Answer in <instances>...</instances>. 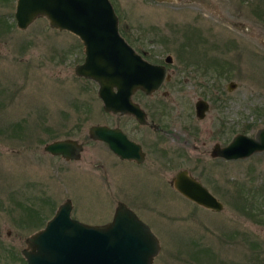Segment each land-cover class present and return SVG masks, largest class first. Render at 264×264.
Masks as SVG:
<instances>
[{
  "label": "rangeland",
  "instance_id": "rangeland-1",
  "mask_svg": "<svg viewBox=\"0 0 264 264\" xmlns=\"http://www.w3.org/2000/svg\"><path fill=\"white\" fill-rule=\"evenodd\" d=\"M109 1L134 47L144 44L151 59L172 56L170 79L149 97H132L162 127L164 179L186 169L223 207L212 211L177 191H151L159 185L132 168L118 173L126 190L115 191L120 184L104 145L88 143L77 161L47 154L43 145L55 138L84 139L91 125L118 119L102 111L94 82L73 72L82 61L79 40L42 16L17 28L15 0H0V262L25 264L11 260V249L26 248L25 239L69 199L70 216L91 225L109 222L117 201L133 208L158 241L152 264H264V150L229 161L206 154L214 143L252 137L264 126V0ZM189 13L194 41L211 42V35L215 46L205 55L214 67L202 74L192 61L183 76L194 71L196 78L180 84L173 50L177 26L191 25ZM227 83L234 84L230 91ZM197 98L209 104L201 120L194 116Z\"/></svg>",
  "mask_w": 264,
  "mask_h": 264
},
{
  "label": "water",
  "instance_id": "water-1",
  "mask_svg": "<svg viewBox=\"0 0 264 264\" xmlns=\"http://www.w3.org/2000/svg\"><path fill=\"white\" fill-rule=\"evenodd\" d=\"M170 1V0H157ZM44 17L51 28L76 35L83 46L82 62L74 74L97 83L102 107L111 112H133L130 101L136 88L150 93L161 83L164 69L142 60L120 36L117 16L109 0H15L13 18L24 29L36 17ZM234 86L229 83L230 89ZM111 130L91 125L88 134L103 139L114 149ZM44 150L77 159L80 145L75 140L47 143ZM264 150V126L252 137L236 134L216 155L226 159L245 158ZM70 152V153H69ZM125 156V155H124ZM183 176V185L178 179ZM177 192L192 202L213 211L222 203L196 181L179 171ZM71 203L66 199L54 211L44 227L25 239L22 250L25 264H152L159 249L149 227L123 203H118L109 222L91 225L70 216ZM264 239V230L262 232Z\"/></svg>",
  "mask_w": 264,
  "mask_h": 264
},
{
  "label": "flooded vegetation",
  "instance_id": "flooded-vegetation-1",
  "mask_svg": "<svg viewBox=\"0 0 264 264\" xmlns=\"http://www.w3.org/2000/svg\"><path fill=\"white\" fill-rule=\"evenodd\" d=\"M155 1L158 3H167L168 2V1H157V0H155ZM189 15H190V17L188 18V20H190L191 25H187L185 27V26H183V21H182V23H180L177 26L179 39L177 40L178 43H176L174 50H173V54H174L173 56L176 59V68H177V71L180 72V75H181L179 77V80H178V82L180 84H182V83L184 84L185 82H192L193 83L194 79L196 78V73L194 71H192L189 76H186V77L183 76L184 71L189 73L187 71V69H188V67L191 66L190 64H192V61H196V63L201 65L202 74L204 72L208 71V69L210 70V66L214 67V59H212L210 57L208 58L205 55V53H206L205 49L211 50L215 46V44L212 43L211 35H210L211 42L206 43V42H196V40L194 41L192 36H194L193 32L195 29L192 27V25H193L192 21L194 20L195 17H194V13H189ZM117 28H118V19H117ZM53 29L59 30L56 28H53ZM59 31L69 32L67 30H59ZM118 32H119V30H118ZM69 33L72 34L71 32H69ZM119 34H120V32H119ZM72 35H74V34H72ZM124 35H121V36L128 43V45L134 50V52H136V54H138V56L142 60H144L145 62L152 64V65L161 66L164 69V75H163L162 81H161L160 85L155 90L151 91L150 93H146L144 90H142L140 88H136L132 92V94L130 96V101L133 104L137 105L140 117H138L133 112H123L122 113V112H111V111L104 110L102 107V102L97 95L98 85L96 82L91 80L96 85V96L101 103L102 111L105 113H109L110 115H113L114 117H116V119H118L117 122L111 126H108L106 124H95L96 126L105 127L107 129L111 130V133L107 136H110V138L112 139L114 149H110L107 142L103 139L91 138L88 134V128H89L88 127L87 131H86V138H84V139H82V138L76 139V138H71V137L66 136L64 138H55V139L47 142V143H51V142L62 141V140H67V139L75 140L76 143L78 145H80V151L78 153L79 156L77 159L67 158V157L63 156L61 154V152L51 153V152L45 151L44 145L47 143H45L43 145V150L47 154H49L53 157H60L65 162H69V161L79 160L81 158V154L86 150V148H84V147H86L88 145V143H90V142H94L96 144H99L100 146L104 145L106 150L109 152L108 153L109 155H107V156H109V157L112 156L111 157L112 158L111 161L113 162L112 171L114 170V168L116 171H113L111 173H113L112 175H114L116 186H117V184H120V187H118L115 191L126 190L125 189L126 187L124 185H122L123 187L121 186V184H123V183L120 181L118 173L121 174V171H124V169L132 168V170L134 169L133 171H136L137 169L140 171V172H136V173L140 174L139 177H141V175H142V177L144 179H147L148 177H146V176H150L154 179L153 183L156 185H159L157 188L153 187L151 189V191H178L175 187V181L177 179L176 175L179 171H182L183 175H185V176L191 178L192 180L196 181L206 191L210 192V190L200 181L201 179L192 175L189 171H187L186 169H183V168L177 169L174 172V174L171 176V178L168 180V182H166V180L164 179V177L167 173L166 166H167L168 156H167L166 150H162V149H165L161 140H160V132H162V127L157 122L154 121L153 117H150L151 114L148 112L149 109L144 110V108L140 107V105L137 102H134L132 100V97L136 93H138L142 96L149 97L155 91H158L163 86V83L166 80L170 79L169 78L170 73H169L167 67L169 65H171V63H172V56L167 54L163 58H158L157 60L151 59L150 57L154 56V55H149L150 51L145 50L144 44H141L139 42L134 47L131 44L132 39H130V37H128V35L126 34L128 37V40H127V38H125ZM74 36L79 40V38L76 35H74ZM196 38H197V35H196ZM135 40L138 42L140 40V38L135 37L134 41ZM79 42H80V40H79ZM80 44H81V42H80ZM81 46H82V44H81ZM82 48H83V46H82ZM82 53H83V50H82ZM82 59H83V55H82ZM178 64H179V66H178ZM194 70H195V68H194ZM226 88L228 91L231 90L229 87V83L226 84ZM166 94H167L166 92H163V96H166ZM152 105H154V104H152ZM208 109H209V104L203 98H197L193 103L194 116L197 120L203 119L206 112L208 111ZM121 119L124 121L121 122L120 121ZM219 132H216V133L219 134ZM229 142L230 141H228L224 145H218L217 143H214L212 145L211 149H208L206 151V154L212 160H214V159H217V160L221 159L223 161L231 160V159H226L224 157H220V156L215 154L217 148L224 147ZM202 144L204 145V142ZM180 146H182V145H180ZM96 169L98 170V173L102 176L107 174L105 168L99 162L96 165ZM148 179H150V178H148ZM184 179L185 178H183V176H182L180 179H178L177 183L179 185H183ZM166 183H168L167 186H169V190H168V188L165 187ZM121 187H122V189H121ZM118 203H123V202L117 201L116 205ZM123 204L125 205V203H123ZM194 204L197 206H200L196 203H194ZM126 207L133 211V208H131L130 206L127 205ZM200 207H202V206H200ZM22 250H23V248L20 250H17L16 247L14 249H11V251H10L11 260H13L14 262H20V263H23V261L25 262V260L23 258ZM18 251H19V253H18ZM6 263H8V262H0V264H6Z\"/></svg>",
  "mask_w": 264,
  "mask_h": 264
},
{
  "label": "trees",
  "instance_id": "trees-1",
  "mask_svg": "<svg viewBox=\"0 0 264 264\" xmlns=\"http://www.w3.org/2000/svg\"><path fill=\"white\" fill-rule=\"evenodd\" d=\"M250 209H252V208H250ZM255 210H257V207L255 208Z\"/></svg>",
  "mask_w": 264,
  "mask_h": 264
}]
</instances>
